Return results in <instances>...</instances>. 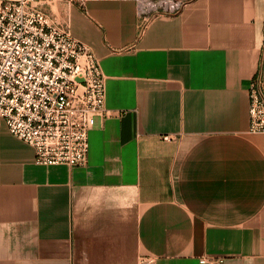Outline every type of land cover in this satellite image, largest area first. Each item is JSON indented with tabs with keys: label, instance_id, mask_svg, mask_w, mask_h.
<instances>
[{
	"label": "crops",
	"instance_id": "obj_1",
	"mask_svg": "<svg viewBox=\"0 0 264 264\" xmlns=\"http://www.w3.org/2000/svg\"><path fill=\"white\" fill-rule=\"evenodd\" d=\"M50 13L100 59L109 115L76 167L37 164L0 119V264H264V0H192L143 34L134 0Z\"/></svg>",
	"mask_w": 264,
	"mask_h": 264
},
{
	"label": "built area",
	"instance_id": "obj_2",
	"mask_svg": "<svg viewBox=\"0 0 264 264\" xmlns=\"http://www.w3.org/2000/svg\"><path fill=\"white\" fill-rule=\"evenodd\" d=\"M61 1L0 0V119L34 148L37 164L76 167L88 162L93 117L109 115L106 76L95 52L50 13ZM134 1L143 34L153 19L176 16L192 0ZM249 97V131L264 133L261 68ZM200 263L224 264V258L202 257ZM138 264H156V258L143 255Z\"/></svg>",
	"mask_w": 264,
	"mask_h": 264
}]
</instances>
